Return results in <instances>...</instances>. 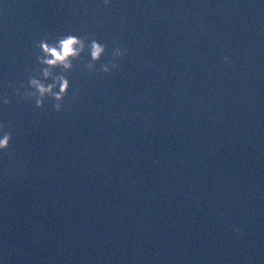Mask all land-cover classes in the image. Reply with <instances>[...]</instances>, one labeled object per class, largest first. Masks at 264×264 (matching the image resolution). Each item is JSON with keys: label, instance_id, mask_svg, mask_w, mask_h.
<instances>
[{"label": "water", "instance_id": "water-1", "mask_svg": "<svg viewBox=\"0 0 264 264\" xmlns=\"http://www.w3.org/2000/svg\"><path fill=\"white\" fill-rule=\"evenodd\" d=\"M66 33L105 54L37 108ZM0 122V264H264V0H0Z\"/></svg>", "mask_w": 264, "mask_h": 264}, {"label": "clouds", "instance_id": "clouds-1", "mask_svg": "<svg viewBox=\"0 0 264 264\" xmlns=\"http://www.w3.org/2000/svg\"><path fill=\"white\" fill-rule=\"evenodd\" d=\"M104 3L109 4L111 0H104ZM35 47L40 50L36 55L39 67L29 71L27 85L21 82L19 87H15L10 82L9 87L13 88L16 95L24 97L29 102L34 99L37 108L44 106L46 98H52L55 101L53 107L57 112L62 111L64 97L69 94L71 85L66 73L74 67L73 61L82 59V54L87 52L90 60L86 67L89 72H93L106 51V45L99 40L72 33L62 34L54 39L45 36L35 44ZM125 51L126 49L121 47L115 48L111 62L101 64L99 71L110 73L112 69L118 68L117 58L123 56ZM223 59L228 61L229 58L223 57ZM57 68L60 69L59 73L54 72ZM49 80L51 83L47 82ZM3 103L5 105L11 103L6 94ZM11 127V122L7 125L0 122V151L11 146L13 134L5 130Z\"/></svg>", "mask_w": 264, "mask_h": 264}]
</instances>
